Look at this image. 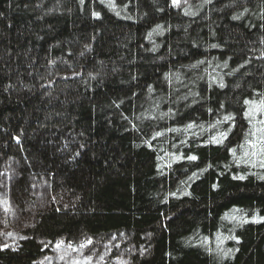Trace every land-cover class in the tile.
Instances as JSON below:
<instances>
[{
  "label": "trees",
  "instance_id": "1",
  "mask_svg": "<svg viewBox=\"0 0 264 264\" xmlns=\"http://www.w3.org/2000/svg\"><path fill=\"white\" fill-rule=\"evenodd\" d=\"M262 109L264 0H0V264H264Z\"/></svg>",
  "mask_w": 264,
  "mask_h": 264
},
{
  "label": "rangeland",
  "instance_id": "2",
  "mask_svg": "<svg viewBox=\"0 0 264 264\" xmlns=\"http://www.w3.org/2000/svg\"><path fill=\"white\" fill-rule=\"evenodd\" d=\"M5 180L2 177L0 187L5 190ZM42 193L43 188L39 189ZM5 233V237L8 236ZM114 238L107 239L101 245L92 239H84L75 244L60 240L51 250L52 255L43 259L42 264H123L122 259L110 257Z\"/></svg>",
  "mask_w": 264,
  "mask_h": 264
},
{
  "label": "snow or ice",
  "instance_id": "3",
  "mask_svg": "<svg viewBox=\"0 0 264 264\" xmlns=\"http://www.w3.org/2000/svg\"><path fill=\"white\" fill-rule=\"evenodd\" d=\"M174 3H177L178 0H173ZM264 110V109H262ZM189 159H196V157H189ZM239 179H244V177H238Z\"/></svg>",
  "mask_w": 264,
  "mask_h": 264
}]
</instances>
